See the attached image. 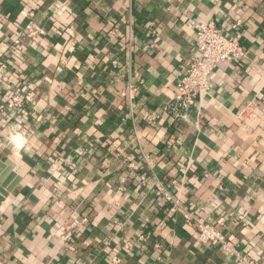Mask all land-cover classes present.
<instances>
[{
	"label": "crops",
	"instance_id": "0c3cea01",
	"mask_svg": "<svg viewBox=\"0 0 264 264\" xmlns=\"http://www.w3.org/2000/svg\"><path fill=\"white\" fill-rule=\"evenodd\" d=\"M189 19L229 37L240 20L245 54L182 118ZM9 161L0 264H264V0H0V177Z\"/></svg>",
	"mask_w": 264,
	"mask_h": 264
},
{
	"label": "built area",
	"instance_id": "2783aa9c",
	"mask_svg": "<svg viewBox=\"0 0 264 264\" xmlns=\"http://www.w3.org/2000/svg\"><path fill=\"white\" fill-rule=\"evenodd\" d=\"M188 25L195 32L196 54L190 58L185 66V73L176 85L175 104L173 109L177 110L180 117L185 118V110L190 101L197 95L204 93L209 88L210 74L217 66L224 62H230L244 56V49L241 45L242 34L240 20L235 22V33L227 36L215 23L207 21H196L189 19ZM25 33L29 37L43 35L42 29L28 23L24 27ZM3 79H7L4 77ZM33 98L27 94L19 92L10 95L7 107L9 109H26L32 103ZM157 190L168 204V212L175 216L183 211L180 201L168 192L162 185L157 186ZM185 221L192 219L191 214L183 213ZM79 221L75 220L71 228H75ZM199 227L198 239L203 244L219 243L224 250H230V246L225 234L215 225L197 220ZM161 244H156V248H161ZM128 248V247H126ZM240 264H257L247 257L238 256ZM114 264H119V259L114 258Z\"/></svg>",
	"mask_w": 264,
	"mask_h": 264
},
{
	"label": "water",
	"instance_id": "95a60500",
	"mask_svg": "<svg viewBox=\"0 0 264 264\" xmlns=\"http://www.w3.org/2000/svg\"><path fill=\"white\" fill-rule=\"evenodd\" d=\"M7 164H8V168L6 169L7 171L4 172V174H2V176L0 177V201L3 200V197H8L10 192L15 187L14 184L7 185L8 180L4 181V177L6 176L5 174H7L12 167V163L10 161L7 162Z\"/></svg>",
	"mask_w": 264,
	"mask_h": 264
},
{
	"label": "clouds",
	"instance_id": "9594fccd",
	"mask_svg": "<svg viewBox=\"0 0 264 264\" xmlns=\"http://www.w3.org/2000/svg\"><path fill=\"white\" fill-rule=\"evenodd\" d=\"M18 142V141H17Z\"/></svg>",
	"mask_w": 264,
	"mask_h": 264
}]
</instances>
